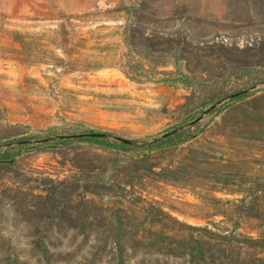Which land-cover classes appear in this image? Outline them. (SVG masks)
Returning <instances> with one entry per match:
<instances>
[{
	"label": "rangeland",
	"instance_id": "374dc122",
	"mask_svg": "<svg viewBox=\"0 0 264 264\" xmlns=\"http://www.w3.org/2000/svg\"><path fill=\"white\" fill-rule=\"evenodd\" d=\"M192 120L144 164L160 175L137 170L134 150L89 141L0 164V264L8 253L45 264L36 233L57 264H81L92 239L41 207L86 175L118 180L90 196L108 214L121 204L132 217L141 197L179 221L177 237L210 241L203 264H264V0H0V148L82 130L136 145ZM185 261L138 251L126 264Z\"/></svg>",
	"mask_w": 264,
	"mask_h": 264
},
{
	"label": "trees",
	"instance_id": "16d2710c",
	"mask_svg": "<svg viewBox=\"0 0 264 264\" xmlns=\"http://www.w3.org/2000/svg\"><path fill=\"white\" fill-rule=\"evenodd\" d=\"M246 96L247 93L244 91L234 93L235 100H242ZM193 121L183 130H168L158 138L144 140L136 145L134 141L120 137H109L106 133L92 130L74 131L57 137L50 135L35 142L17 141L5 148H0V164L12 163L15 157L24 149L54 148L59 145L64 146L71 141H89L104 149H117L124 153L134 150V163L139 164L137 170H141L140 172L149 170L155 175H160L164 173L166 167H160L159 171H156L153 170V167H145L144 164L152 159V153L186 140L190 127L194 124ZM129 165L125 163L123 170L129 171ZM123 176L128 178L131 175L130 172H127ZM99 180L101 179L97 176L73 177L70 181V189L75 192L76 199L70 201L69 198L72 192L65 190L68 186L65 185L66 181H63L60 184V189L44 198V208L41 207L42 214H46L48 212L46 208L50 205L51 212L54 213L53 220L57 219L61 229L66 226L65 221L67 229L73 231L74 239L76 238L75 234L82 235V241L92 239L93 243L87 247L88 254L82 255L81 264H98L105 252L108 256L105 261L106 264H126L128 258L137 254L138 251L143 252L145 255L155 253L166 257H186L185 262L187 264H203L205 262V250L211 244L210 241L203 239L201 236L194 237L192 234H188L183 238L177 237L176 234L179 230L176 225L180 224L179 221L173 219L171 215L154 203L138 197L141 199L142 205L138 207V211H135L132 217L122 216V213H127L128 208L121 204L108 214L109 209L104 205L97 204L90 196L97 194L95 188H101L100 190L103 192H110L112 185L118 180L108 177L103 185H92L91 181L98 182ZM124 182V185L130 184V179ZM46 225L48 224L45 223L44 226ZM260 239L262 238L251 240L258 242ZM30 248L32 253L39 256V259L43 260L45 264H57L60 260V256L54 258V254L50 249V241H47L43 234L37 235L36 233L33 235ZM260 254L262 258L264 253L261 252ZM260 257L258 258L261 259ZM62 260L63 262H69L65 258ZM1 264L25 263L21 262L14 253H8Z\"/></svg>",
	"mask_w": 264,
	"mask_h": 264
}]
</instances>
